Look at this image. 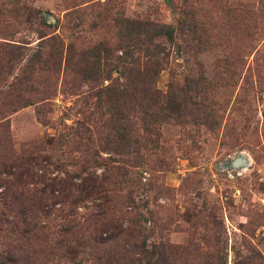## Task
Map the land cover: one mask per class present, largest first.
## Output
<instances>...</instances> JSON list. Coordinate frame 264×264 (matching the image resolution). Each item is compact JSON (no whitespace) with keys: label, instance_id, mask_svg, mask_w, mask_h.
<instances>
[{"label":"rangeland","instance_id":"obj_1","mask_svg":"<svg viewBox=\"0 0 264 264\" xmlns=\"http://www.w3.org/2000/svg\"><path fill=\"white\" fill-rule=\"evenodd\" d=\"M264 264V0H0V264Z\"/></svg>","mask_w":264,"mask_h":264},{"label":"trees","instance_id":"obj_2","mask_svg":"<svg viewBox=\"0 0 264 264\" xmlns=\"http://www.w3.org/2000/svg\"><path fill=\"white\" fill-rule=\"evenodd\" d=\"M157 262H155L154 264H156Z\"/></svg>","mask_w":264,"mask_h":264}]
</instances>
